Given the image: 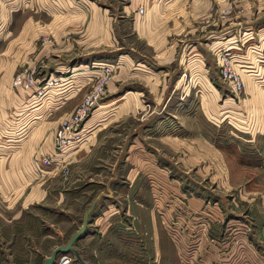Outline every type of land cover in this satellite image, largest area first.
I'll return each instance as SVG.
<instances>
[{
	"label": "rangeland",
	"instance_id": "374dc122",
	"mask_svg": "<svg viewBox=\"0 0 264 264\" xmlns=\"http://www.w3.org/2000/svg\"><path fill=\"white\" fill-rule=\"evenodd\" d=\"M117 1L119 7L124 2L104 0L109 13L118 15ZM8 6L14 7L15 3ZM239 10L233 7V23L240 20L235 14ZM8 23L12 34L0 44V51L14 34V12H8ZM237 27L232 25L226 32H230V50L242 70V91L232 93L218 77L215 55L206 46L218 35L212 32L203 37L204 29L199 31V64L180 69L176 79L175 73L169 78V84L177 80L176 89L161 96L163 106L153 112L150 127L141 126L144 110L140 109H149L147 105L160 98L143 93L145 78H126L117 90L120 94L132 90L128 94L136 97V105H142L132 112L129 108L119 111L116 105L129 103L124 100L125 104L113 105L110 101L119 93L105 91L93 113L103 123L90 137L83 134L80 141L88 140L84 155L66 169L61 166L63 153L56 152L55 157L51 153L56 160L53 166L36 175L35 181H42L40 188H45L43 199L26 207L20 206V201L6 203L8 206L0 203V264H42L51 249L66 244L81 225L90 202L100 192L110 191L109 196L102 194L89 211L83 232L72 243L78 256L70 250L57 253L51 264H264V172L247 165L248 173L235 172L239 186L227 191L210 190L214 184L207 180L209 166L201 174L204 176L197 178L192 173L196 167L187 164V176L174 171L181 177L177 180L168 175L167 169H158L154 156L147 152L158 150L174 162L184 161L188 151L167 149L161 138L172 137L173 144L178 139L184 146L193 145L194 138L207 140L215 147L231 144L245 154L257 155L258 160L260 156L264 165V44L259 42V26ZM247 35H252L251 39H246ZM123 40L132 41L128 35ZM134 44L145 50L140 42ZM14 48L13 44L7 53L11 60L16 56ZM30 54L28 51L26 56ZM103 60L113 64L112 59ZM154 69L160 71L157 65ZM152 82L158 83V76ZM196 122L201 124L199 133ZM129 143L133 144L130 148ZM55 168L57 172L45 179ZM137 170L147 177V207L152 219L151 236L147 238L137 234L134 212L132 216L127 214L128 205L131 208L137 200L130 195L126 199L117 187L118 183L128 182ZM245 174L250 186L256 187L254 192L245 190ZM194 187L209 198L225 193L223 219L216 203L206 200L194 204L199 202L191 199Z\"/></svg>",
	"mask_w": 264,
	"mask_h": 264
},
{
	"label": "crops",
	"instance_id": "0c3cea01",
	"mask_svg": "<svg viewBox=\"0 0 264 264\" xmlns=\"http://www.w3.org/2000/svg\"><path fill=\"white\" fill-rule=\"evenodd\" d=\"M103 2L104 0H0V44L12 34L8 12L15 14L14 34L0 51V203H4L3 206L20 201V206L26 207L43 199L45 188H40L42 181H35L37 173L33 159L37 155L52 156L54 133L59 122L73 110L83 93L81 86L92 78L90 68L104 62L103 59H112L113 66L116 67L106 83L107 93L117 92L120 83L126 78L142 77L147 80L143 93L156 95L155 98L158 95L160 101L154 99V104H145L149 109H140L144 110L140 117L141 126L150 127L153 112L163 106L161 96L170 89H176L177 80L176 83L174 80V84H169V78L175 73L176 79L180 69L188 66L195 68L194 65L199 64L197 47L201 29L205 30L203 37L212 32L218 35L217 40L206 45L208 50L213 46L232 48V37L227 36L230 32H226L231 31L232 25H238L237 28L259 26V42L260 45L264 44V19H259L264 15V0H124L120 7L119 1L116 3L118 15L109 13ZM11 3H15V6L9 7L8 4ZM139 5L143 7L142 13L137 12ZM234 6L240 9L235 13L239 14L240 20L233 23ZM226 9L228 10L224 11ZM126 35L132 39L131 42L124 43ZM248 36L245 38L251 39L252 35ZM135 42H140L145 50L138 49ZM13 44L16 56L11 60L7 53ZM28 51L31 54L27 57ZM30 62L42 70L37 71L38 78L57 75L62 77L59 85L48 89L39 99L30 90L12 85L15 69ZM154 65L160 71L152 70ZM42 66L46 69H41ZM157 76L159 82L153 83ZM129 92L132 90L121 94L117 92L118 96H114L110 102L113 105L116 102L121 104L124 100L129 103L116 105L119 111L129 108L132 112L141 107L142 105H136V97L129 95ZM98 106L83 120L82 133H87L88 137L98 130L99 123H103L93 114ZM206 114L208 115L207 111ZM196 124L199 133L201 124ZM194 133L197 134L196 130ZM173 140L169 136L161 138L167 149L174 147L179 153L188 151L184 161L174 162L158 150L150 149L147 152L154 156V164L158 169H167L168 175L177 177V180H181V177L174 171H181L182 176H187V164L196 167L192 173L197 178L204 176L201 174L210 167L206 174L208 183L214 184V188L210 187V190L227 191L228 188L240 185L236 184L234 178L237 169L240 173H248L250 166L247 165L253 164L259 168V172H264L260 156L258 160L257 155L245 154L234 149L231 144L215 147L207 143V140L202 142L193 138V145L184 146L178 139L173 144ZM85 141L63 152L61 166L65 165L67 169L69 164L84 155L88 146ZM132 145L129 143L128 148ZM199 159L203 160L198 162ZM57 170L55 168L49 172L45 179L53 176ZM146 178L144 171L137 170L128 182L118 183L117 187L126 199L130 195L137 200L132 203L131 208L128 205L127 214L132 216L134 212L137 234L147 238L151 236L152 219L147 207L149 195L146 193ZM244 178L245 190L254 192L256 187L250 186L249 177L245 174ZM110 193L111 191L100 192L98 195L109 196ZM221 194L209 198L194 187L191 199L193 202L199 201L194 204H201L206 200L216 203L223 212V219L226 214L224 197L227 196L225 193Z\"/></svg>",
	"mask_w": 264,
	"mask_h": 264
},
{
	"label": "built area",
	"instance_id": "2783aa9c",
	"mask_svg": "<svg viewBox=\"0 0 264 264\" xmlns=\"http://www.w3.org/2000/svg\"><path fill=\"white\" fill-rule=\"evenodd\" d=\"M137 12L142 13L143 7L139 5ZM230 49L228 46H213L209 50L213 51L215 55L218 77L232 93L236 94L243 89V77L238 61ZM113 69V64L107 62H99L90 68L93 72L92 78L81 86L83 87L82 95L77 100L73 110L61 119L54 133L53 155H57L56 152L63 153L66 148L82 140L83 120L99 105ZM61 80L62 77L58 75L38 78L35 65L25 63L13 74L12 85L23 90H30L32 95L39 99L45 95L48 89L59 85ZM53 161L51 155L48 154L34 157L33 163L36 173L38 174L43 169L48 171L53 166Z\"/></svg>",
	"mask_w": 264,
	"mask_h": 264
},
{
	"label": "water",
	"instance_id": "95a60500",
	"mask_svg": "<svg viewBox=\"0 0 264 264\" xmlns=\"http://www.w3.org/2000/svg\"><path fill=\"white\" fill-rule=\"evenodd\" d=\"M99 197H101V195H97L88 205V207L85 209L82 220H81V225L76 229V231L69 237V239L67 240L66 244L64 245H57L55 247H53L51 249V251L49 252V254L44 257L42 264H51L52 261L54 260L55 256L57 253H63L65 251H72L76 256L77 252L75 251L72 243L73 241L79 236V234H81L85 228V224H86V219H87V214L89 213V211L93 208V206L95 205V203L97 202V200L99 199Z\"/></svg>",
	"mask_w": 264,
	"mask_h": 264
},
{
	"label": "bare ground",
	"instance_id": "6f19581e",
	"mask_svg": "<svg viewBox=\"0 0 264 264\" xmlns=\"http://www.w3.org/2000/svg\"><path fill=\"white\" fill-rule=\"evenodd\" d=\"M72 145H73V144H72ZM72 145H71V146H72ZM71 146H70V147H71Z\"/></svg>",
	"mask_w": 264,
	"mask_h": 264
}]
</instances>
